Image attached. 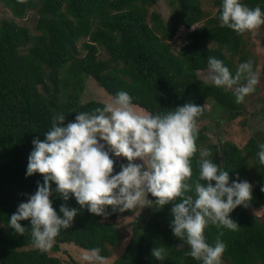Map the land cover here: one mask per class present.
Returning a JSON list of instances; mask_svg holds the SVG:
<instances>
[{"label": "trees", "instance_id": "16d2710c", "mask_svg": "<svg viewBox=\"0 0 264 264\" xmlns=\"http://www.w3.org/2000/svg\"><path fill=\"white\" fill-rule=\"evenodd\" d=\"M155 2L0 0L15 18L32 9L37 17V34L32 36L25 27L0 21V264H60L49 253L67 243L82 250L99 247L100 254L108 258L120 242L113 220L121 214L131 215L132 209L113 212L109 206L106 219L96 216L81 209L74 196L64 201L56 193L54 182L50 200L57 215L63 217L62 204L77 209L78 214L72 227L60 231L49 252L33 246L30 220L20 222L27 229L24 235L9 227L19 204L26 203L36 193L38 183L44 181L39 173L27 176L33 140L45 139L54 115L63 113L66 126L75 121L77 113L103 107L93 100L79 102L81 76L90 77L111 97L127 92L138 108L153 115L173 111L186 102L204 106L197 124L205 117L208 104L214 117L231 120L242 114L233 91L203 83L195 74L208 69V57L221 60L233 76L238 67L225 54L229 58L240 55V64L247 62L241 54V34L222 26V0L214 1L215 17L188 32L187 43L175 54L167 41L174 37L178 24L189 28L200 21L198 0H178L180 15L170 16L165 23L154 13L147 22V9ZM240 2L253 9L259 6L264 12V0ZM26 45L29 47L21 52ZM98 50L107 59H98ZM64 67L68 68V76L61 82L57 75ZM244 82L242 79L241 84ZM203 132L204 128L198 129V151L192 158L193 180L199 172V149H208L213 153V162L229 172V185L247 181L253 186L249 206H238L230 213L239 230L210 224L204 231L206 242L214 245L219 236L225 243L221 264H264V214L263 220H258L248 213V209L264 206V165L257 156L264 135L258 142L250 137L241 148L231 142H222L217 148L207 143ZM120 166L121 161H114L113 175L120 172ZM149 199L155 202V198ZM179 202L177 199L159 210L143 208L122 252L109 264H202L188 255V246L171 230V210ZM156 247L164 250L160 259L152 255Z\"/></svg>", "mask_w": 264, "mask_h": 264}, {"label": "clouds", "instance_id": "9594fccd", "mask_svg": "<svg viewBox=\"0 0 264 264\" xmlns=\"http://www.w3.org/2000/svg\"><path fill=\"white\" fill-rule=\"evenodd\" d=\"M220 20L222 26L243 34L264 26V12L259 6L247 7L240 0H222ZM206 79L216 87L237 86V104L243 103L260 82L252 61L239 64L233 76L215 57H208ZM203 111L204 106L186 102L173 111L153 115L139 109L127 92L120 91L102 108L77 113L75 121L66 126L63 113L54 115L45 139L33 140L28 159L27 176L39 173L44 177L43 184L38 183L36 193L19 204L9 227L24 235L27 229L20 222L30 220L33 246L41 252L53 247L62 229L72 227L78 211L62 204L63 217L57 215L50 200L51 182L64 201L74 196L81 209L105 219L109 206L113 212L121 213L145 207L159 210L179 199L181 202L171 210L174 236L188 246V255L202 264H221L225 243L218 236L214 245L208 244L204 231L210 224L239 230L230 213L238 206H249L253 186L247 181L229 185V172L213 162V153L208 149H199V172L193 180L192 158L198 151L197 118ZM109 153L128 162L121 164L118 174L113 175L114 160ZM257 156L264 165V144ZM149 194L155 202L148 198ZM163 251L156 247L152 255L160 259ZM100 253L99 247L87 249L81 259L86 264H108Z\"/></svg>", "mask_w": 264, "mask_h": 264}, {"label": "rangeland", "instance_id": "374dc122", "mask_svg": "<svg viewBox=\"0 0 264 264\" xmlns=\"http://www.w3.org/2000/svg\"><path fill=\"white\" fill-rule=\"evenodd\" d=\"M216 0H198V7L201 11V19L195 24H192L189 28H185L183 25L178 24L174 37L167 41L173 54H175L183 45L187 43L186 35L194 28L201 26L207 19L215 17L217 6L214 4ZM178 0H156L155 4L147 9V22L149 21V15L151 13L156 14L159 19L165 23L166 20L172 16H179L177 9ZM35 11L28 10L21 18H15L11 15L9 10L0 4V21L6 20L12 22L15 26H22L28 29L29 34L35 35V23H36ZM216 23H219L216 21ZM242 51L241 54L245 57L246 61L253 62V70L259 74L260 82L256 86V90L245 97L243 103H241L242 114L229 120L227 117H216L209 111L210 104L205 107L206 115L197 124L198 129L204 128V135L207 138V143L214 144L217 148L222 142H231L238 148H241L247 140L252 137L255 141L260 140L261 135H264V26H261L259 30L252 32H245L241 34ZM78 46V45H77ZM29 45L22 47L20 50L24 52ZM209 47H213L209 45ZM83 53L80 54L82 56ZM225 56L231 60L235 67H238L240 62L238 61L240 55H234L229 58L228 54ZM98 59L105 60L107 55L98 50ZM68 68L61 69L58 73L59 81H63L67 76ZM196 77L198 80L206 84H213L206 79L207 70L196 71ZM48 82V80H47ZM81 91L79 94V102L84 103L89 100L99 102L104 105L111 96L108 95L102 88H100L90 77L81 76ZM235 93V88L229 89ZM140 109V108H139ZM100 143H104L100 141ZM105 150L107 146H105ZM110 154V158L114 161H121V164H127L128 162L124 158H117L113 154ZM136 163H142L137 160ZM148 198L154 199L150 194ZM143 209H132V214L128 216L119 215L113 222L116 229L121 235V239L116 249L110 257L107 258L108 264L112 262L122 252L126 243L128 242L132 233V228H136L138 219ZM248 213L258 220H263L264 206L261 208L248 209ZM139 216V217H138ZM82 249L74 246L71 243L58 245V250L55 253H49L50 256L55 257L60 264H86L81 259L83 254ZM49 252V251H48Z\"/></svg>", "mask_w": 264, "mask_h": 264}]
</instances>
